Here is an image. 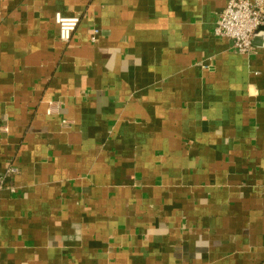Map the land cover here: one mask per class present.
I'll return each mask as SVG.
<instances>
[{
    "label": "crops",
    "instance_id": "crops-1",
    "mask_svg": "<svg viewBox=\"0 0 264 264\" xmlns=\"http://www.w3.org/2000/svg\"><path fill=\"white\" fill-rule=\"evenodd\" d=\"M227 2L0 0V264H264V46L214 34Z\"/></svg>",
    "mask_w": 264,
    "mask_h": 264
},
{
    "label": "built area",
    "instance_id": "built-area-1",
    "mask_svg": "<svg viewBox=\"0 0 264 264\" xmlns=\"http://www.w3.org/2000/svg\"><path fill=\"white\" fill-rule=\"evenodd\" d=\"M54 17L59 40L64 43L69 42L80 17L65 15L60 11H57ZM262 32H264V0H228L214 27L215 35L231 39L234 50L241 53L256 51L258 45L254 44L253 39ZM97 33L98 29H94L91 36L93 41L96 40ZM48 111L51 113V109ZM8 172L15 173L16 169L10 168ZM6 178L7 173L0 172V190L6 184Z\"/></svg>",
    "mask_w": 264,
    "mask_h": 264
},
{
    "label": "water",
    "instance_id": "water-1",
    "mask_svg": "<svg viewBox=\"0 0 264 264\" xmlns=\"http://www.w3.org/2000/svg\"><path fill=\"white\" fill-rule=\"evenodd\" d=\"M254 44L264 46V32L256 35L253 39Z\"/></svg>",
    "mask_w": 264,
    "mask_h": 264
}]
</instances>
